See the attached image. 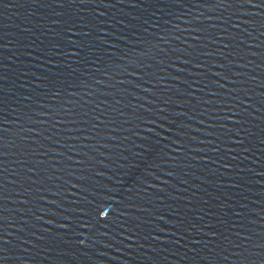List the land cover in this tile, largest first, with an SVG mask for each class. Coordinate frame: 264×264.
Wrapping results in <instances>:
<instances>
[{
    "label": "water",
    "instance_id": "95a60500",
    "mask_svg": "<svg viewBox=\"0 0 264 264\" xmlns=\"http://www.w3.org/2000/svg\"><path fill=\"white\" fill-rule=\"evenodd\" d=\"M0 264H264V0H0Z\"/></svg>",
    "mask_w": 264,
    "mask_h": 264
}]
</instances>
